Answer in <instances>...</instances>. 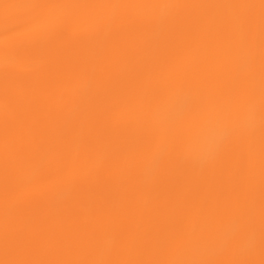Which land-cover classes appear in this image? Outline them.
Segmentation results:
<instances>
[{
  "label": "bare ground",
  "instance_id": "1",
  "mask_svg": "<svg viewBox=\"0 0 264 264\" xmlns=\"http://www.w3.org/2000/svg\"><path fill=\"white\" fill-rule=\"evenodd\" d=\"M35 2L0 0V264H264V0Z\"/></svg>",
  "mask_w": 264,
  "mask_h": 264
},
{
  "label": "snow or ice",
  "instance_id": "2",
  "mask_svg": "<svg viewBox=\"0 0 264 264\" xmlns=\"http://www.w3.org/2000/svg\"><path fill=\"white\" fill-rule=\"evenodd\" d=\"M103 5L99 4H86L83 5L85 8H95ZM119 7H129L127 0ZM58 7L56 4L48 2V0H36L32 5V14L26 18H23L20 23L24 31H37L44 26H49L53 33L57 36L62 35L64 30L68 25L67 20L59 19L52 15L51 9ZM114 21L106 19L104 16L95 14L89 17L87 25L85 26V31L94 40L100 42L102 45L105 43L106 35L111 31ZM14 33L9 32L5 35V40H11ZM18 50V54H19ZM103 51V48L102 50ZM98 86L97 73L89 71L87 65H83L80 69L79 83L73 87L71 91V96L74 100H80L88 97ZM198 99L196 97L192 98V105L198 104ZM142 127L146 129L148 135L145 137V147L146 150H151V148L162 138L171 139L173 136V130L170 128L159 127L154 117L150 114L146 115L142 122ZM49 167L56 168L61 167L63 169V178L71 180L73 178V172L63 159L57 154L51 160ZM68 264H110V262H89V261H74L68 262ZM134 264H145V262H134ZM197 264H207V262H197ZM239 264H246V262H239Z\"/></svg>",
  "mask_w": 264,
  "mask_h": 264
}]
</instances>
